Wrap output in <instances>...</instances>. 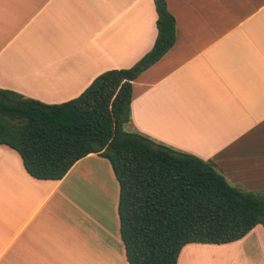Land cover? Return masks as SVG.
I'll return each instance as SVG.
<instances>
[{
    "label": "crops",
    "instance_id": "crops-1",
    "mask_svg": "<svg viewBox=\"0 0 264 264\" xmlns=\"http://www.w3.org/2000/svg\"><path fill=\"white\" fill-rule=\"evenodd\" d=\"M165 1L176 40L133 80L127 130L212 161L234 186L264 190V0ZM156 19L154 0H0V88L50 104L76 98L150 50ZM106 161L90 153L63 178L41 180L0 145V264H129ZM100 162L114 187L111 204L93 212L77 181ZM176 264H264V227L188 243Z\"/></svg>",
    "mask_w": 264,
    "mask_h": 264
},
{
    "label": "trees",
    "instance_id": "trees-1",
    "mask_svg": "<svg viewBox=\"0 0 264 264\" xmlns=\"http://www.w3.org/2000/svg\"><path fill=\"white\" fill-rule=\"evenodd\" d=\"M154 5L150 50L131 67L102 72L78 97L50 104L0 88V145L20 155L30 176L59 180L90 153L108 159L129 264H176L188 243H228L264 227V190L234 186L212 161L125 129L133 80L176 40L166 1Z\"/></svg>",
    "mask_w": 264,
    "mask_h": 264
},
{
    "label": "rangeland",
    "instance_id": "rangeland-1",
    "mask_svg": "<svg viewBox=\"0 0 264 264\" xmlns=\"http://www.w3.org/2000/svg\"><path fill=\"white\" fill-rule=\"evenodd\" d=\"M125 129L127 130V125H125ZM106 163L108 164V167H110L109 162L106 161ZM100 168L92 167L88 171H84V174L82 175L81 179L77 181V185L79 187L81 186V189L84 190V195L87 196V208L91 209L93 212H95L98 204L106 202L105 198L109 199L110 204L112 200L110 197V195L113 193L114 187V184H112L110 180V176H112V174L110 175V173H112V170L109 173L108 171L106 172L107 166L105 163L103 164V166L100 165ZM106 192L108 195H106ZM89 198H92V202H89ZM91 204L94 207L91 206ZM217 260L220 262L222 261L221 258Z\"/></svg>",
    "mask_w": 264,
    "mask_h": 264
}]
</instances>
